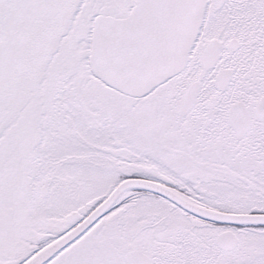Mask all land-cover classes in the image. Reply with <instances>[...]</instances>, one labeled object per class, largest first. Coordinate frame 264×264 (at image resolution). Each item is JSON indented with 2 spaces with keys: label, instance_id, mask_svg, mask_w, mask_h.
I'll use <instances>...</instances> for the list:
<instances>
[{
  "label": "snow or ice",
  "instance_id": "6c2138e0",
  "mask_svg": "<svg viewBox=\"0 0 264 264\" xmlns=\"http://www.w3.org/2000/svg\"><path fill=\"white\" fill-rule=\"evenodd\" d=\"M0 264H264V0H0Z\"/></svg>",
  "mask_w": 264,
  "mask_h": 264
}]
</instances>
